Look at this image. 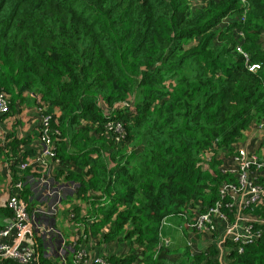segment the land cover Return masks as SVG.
Wrapping results in <instances>:
<instances>
[{
	"label": "trees",
	"instance_id": "16d2710c",
	"mask_svg": "<svg viewBox=\"0 0 264 264\" xmlns=\"http://www.w3.org/2000/svg\"><path fill=\"white\" fill-rule=\"evenodd\" d=\"M0 91L1 116L26 92L50 115L71 220L126 245L106 263L157 264L164 222L217 207L232 223L239 209L261 219L227 264H264L263 194L239 208L221 192L240 189L222 165L264 122V0H0ZM28 140L9 131L0 147L11 183L26 179ZM29 187L18 194L31 213ZM184 248L179 264H224L215 246Z\"/></svg>",
	"mask_w": 264,
	"mask_h": 264
},
{
	"label": "crops",
	"instance_id": "0c3cea01",
	"mask_svg": "<svg viewBox=\"0 0 264 264\" xmlns=\"http://www.w3.org/2000/svg\"><path fill=\"white\" fill-rule=\"evenodd\" d=\"M24 96V100L22 99L16 102L12 113L0 117V147L3 146V141L9 131L15 132L17 137H28L27 144L22 145L21 150L30 152V154L25 156V161L29 162L33 159V156L40 153L42 148V143L39 138L41 114L37 106V94L34 92H26ZM263 136L264 126L258 125L252 129L245 140L239 144L238 148H244L252 152L264 162ZM4 153L0 151V207L5 206L11 182V170ZM235 166L236 161L234 158L228 157L225 159L222 168L230 170L234 169ZM60 167L59 162L51 158H46L45 164L36 163L35 165H29L25 169L24 174L30 186V211L39 209L40 212L31 221V225H29V229L25 232L20 243L34 247L39 260L40 258L48 259L59 264H68V258H72L76 251L84 254L79 264H93L95 259L102 255H120L125 253L126 245L124 242H106L101 239V234L104 232V229H101V234L94 236L91 232L84 231V224L75 223L71 220L69 209L71 203L75 201L65 200L66 195H71V186L73 183L62 180L63 176L58 175L57 172ZM258 176H263L261 182L259 179L257 181L263 189L262 194L264 196V168L262 170L252 168V177L259 178ZM38 179H42V181ZM42 184L46 185L45 190L41 195H38V189ZM47 189H53L57 194H60L57 213L54 215L46 214L49 207L48 204L51 203L52 199L45 197L44 192ZM245 197V191L238 193L235 198L237 207L240 208L243 206ZM10 218L11 216L6 211L0 209V225L8 223ZM212 219L215 226L214 230L210 231L206 226H202L196 232L194 230L189 231L187 229L188 227L184 223L179 224L177 219H170L164 222L160 230L164 249L156 257L157 264H179L183 258L185 246H187L191 253L195 254L205 250L209 245L216 247L217 258L222 263L227 264L229 261L228 253L231 247L229 244L232 242L231 237L239 233L246 223L261 221L258 216L249 212L245 213L241 209L238 210V215L233 223L227 221L218 213H215ZM44 225L52 227L54 232H48L46 236L45 234L47 233L43 231ZM178 230H181L184 236L185 241L183 243L179 240L182 236ZM58 250L59 253H57ZM135 251L140 252L139 248H136ZM11 262L7 263L0 259V264H11ZM140 262L141 259L139 257L132 264H140Z\"/></svg>",
	"mask_w": 264,
	"mask_h": 264
},
{
	"label": "built area",
	"instance_id": "2783aa9c",
	"mask_svg": "<svg viewBox=\"0 0 264 264\" xmlns=\"http://www.w3.org/2000/svg\"><path fill=\"white\" fill-rule=\"evenodd\" d=\"M237 50L243 53V55L246 57V53H244L239 47ZM257 67H259L258 64H252L249 69L253 70ZM8 110L9 101L7 97L0 91V116L6 113ZM49 120L50 115H40L39 138L42 143L41 151L37 155L33 156L31 161L20 163L18 165V169L22 170L26 167H29V165H35L36 163L45 164L46 158L55 160L53 156L54 153L52 151V135L57 132L51 129ZM115 125L118 127L117 123ZM260 125L264 126V122H262ZM262 144L264 145V136L262 138ZM233 158L236 161V166L234 169L230 170L236 173L240 189H237L233 184H228L224 185L221 192L232 193L233 195L237 196L239 192L245 191L246 197L243 206L253 204L256 205L260 202L263 189L256 180H252L251 166H254L256 169L260 170L264 168V162L260 160L255 154L244 148H239L238 154ZM38 180L42 181V179ZM26 182V179H19L13 183L10 182L5 205L11 211V218L8 223L0 225V259H14L19 264H41L37 259L34 247L20 243L25 232L29 229L31 221H33L35 217H37V213L40 212L39 209H34L31 213H29L24 205V202L20 199L18 192L23 188ZM44 194L47 199L52 198L51 203L48 204L49 207L46 211V214L54 215L57 211V204L59 201L54 200L57 197V192H55L53 189H47ZM215 213L220 214L224 219H226V217L219 211L217 207H209L204 212L197 214L194 219L187 224V227L196 232L202 226H206L208 230L212 231L215 228L212 219V216ZM53 230L54 229L52 227L44 225L43 231L45 233L52 232ZM251 237V222H248L242 227V230L239 233L231 237V241L246 242ZM236 248L239 251L241 250L239 245ZM83 256L84 254L82 252H78L76 254L75 262L82 260ZM93 264L108 263H106V261H104V259L101 257H98L95 259Z\"/></svg>",
	"mask_w": 264,
	"mask_h": 264
},
{
	"label": "rangeland",
	"instance_id": "374dc122",
	"mask_svg": "<svg viewBox=\"0 0 264 264\" xmlns=\"http://www.w3.org/2000/svg\"><path fill=\"white\" fill-rule=\"evenodd\" d=\"M45 187H46V185L45 184H42L40 187H39V191H38V195H41L42 194V192L45 190ZM56 198L54 199L55 201H57V200H59V198H60V194L59 195H57L56 194ZM57 213V212H56ZM55 213V214H56ZM176 227V226H175ZM178 229H179V227H177ZM52 232H54V230L52 231ZM178 232L180 233V235L183 237H180L179 238V240L183 243L185 240H184V236H183V234H182V231L181 230H178ZM56 234V233H55ZM189 234V233H188ZM188 234H185V235H188ZM48 235V233L46 234V236ZM189 236V235H188ZM186 237V236H185ZM173 239H174V237H173ZM61 244V243H60ZM57 253H59V250L57 251Z\"/></svg>",
	"mask_w": 264,
	"mask_h": 264
},
{
	"label": "clouds",
	"instance_id": "9594fccd",
	"mask_svg": "<svg viewBox=\"0 0 264 264\" xmlns=\"http://www.w3.org/2000/svg\"><path fill=\"white\" fill-rule=\"evenodd\" d=\"M11 181V180H10ZM27 183V182H26ZM187 226V225H186ZM190 229V228H189Z\"/></svg>",
	"mask_w": 264,
	"mask_h": 264
},
{
	"label": "water",
	"instance_id": "95a60500",
	"mask_svg": "<svg viewBox=\"0 0 264 264\" xmlns=\"http://www.w3.org/2000/svg\"><path fill=\"white\" fill-rule=\"evenodd\" d=\"M46 235V234H45Z\"/></svg>",
	"mask_w": 264,
	"mask_h": 264
}]
</instances>
